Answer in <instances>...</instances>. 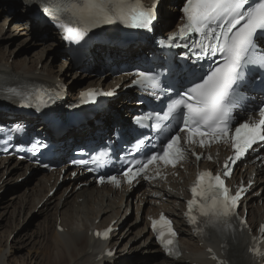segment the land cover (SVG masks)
Masks as SVG:
<instances>
[{
	"label": "snow or ice",
	"instance_id": "1",
	"mask_svg": "<svg viewBox=\"0 0 264 264\" xmlns=\"http://www.w3.org/2000/svg\"><path fill=\"white\" fill-rule=\"evenodd\" d=\"M157 5L158 0L151 5H145L143 0H75L68 11L77 26L63 22L58 26L65 30L66 39L77 42L91 29L117 21L133 28L151 30L156 20ZM181 11L185 23L177 32L158 43L168 48L187 49L189 43L181 45L176 41H187L195 35L197 39L191 42L195 60L198 62L206 57L219 59L207 71L196 63L168 65L171 73L168 88L161 90H175V98L169 96L170 103L166 110L133 117L136 124L144 119L156 121L154 127L162 138L160 147L158 150L153 148L150 154L146 153L143 161L130 164L123 176L131 183L146 174L150 165L162 162L175 167L186 156V148L181 142L182 133L189 146L199 144L203 147L212 142L231 141L234 156L225 162L223 176L213 174L210 170L200 172L191 188L193 199L187 202L186 215L189 222L196 226L198 235L203 234L208 227L216 228L223 234L232 231L229 220L239 207L238 202L244 192L241 188L233 194L226 186L225 178L232 174L231 165L253 149L254 145L264 142V100L256 101L257 107L251 109L258 110L260 119L250 123L246 118L249 108L245 95L246 91L256 86L264 91V0H257L251 6L249 0H185ZM135 75L134 84L160 89L159 71H139ZM98 95L113 93L88 90L81 94V102H93ZM241 109L243 123L237 119ZM169 120L175 121L177 125L175 134H172V126L164 123ZM234 121L238 126L234 127L233 133ZM145 144V140L139 139L136 148L140 149ZM193 154L201 159V154ZM74 163L86 162L81 160ZM99 179L101 183L105 181L104 176ZM107 179L117 186L120 184L116 176H108ZM194 206H198L199 216L204 218V228L198 226V216L193 215ZM152 228L158 233L157 238L167 254L179 256L177 233L171 220L161 214L158 220L152 221ZM111 231V228H107L103 232L97 231L96 235L107 238ZM260 231L264 234V225H261ZM252 251L257 258L261 255L259 245H255ZM107 254L113 255L111 251Z\"/></svg>",
	"mask_w": 264,
	"mask_h": 264
},
{
	"label": "bare ground",
	"instance_id": "2",
	"mask_svg": "<svg viewBox=\"0 0 264 264\" xmlns=\"http://www.w3.org/2000/svg\"><path fill=\"white\" fill-rule=\"evenodd\" d=\"M32 1L41 3V0H25L28 3L25 6H28ZM177 1L161 0L159 4L160 10H158L160 16L159 23L157 24L156 22L154 26L156 31H159V25L165 28L164 31L170 29L167 28L170 24L168 21H172L175 17L172 15L170 18H166L169 17L171 13L169 9L171 8L168 9L165 3L169 2L173 5V2ZM0 8L5 12L0 21V87L6 81L16 83L28 79L63 82L69 73V66H66L67 60L59 64L57 68L52 67L51 59L55 54L50 52L53 42L48 40V38H53V41L58 44L56 47L58 48L60 42L57 34L55 32L50 33L49 30H42L48 34V36L41 39L45 40L42 45L31 51L30 56L29 54L28 56H22L20 54L22 49L17 51L16 48H11L13 40L7 42V38L16 34L15 31L18 29L17 34L30 35V39L35 41L36 39L33 36H36L35 33L37 31L33 29L31 23L23 16V7L19 4V0H0ZM10 8L13 11L8 13L7 10ZM5 24H12L11 29L9 28L12 32L2 34ZM13 29L15 30L13 31ZM38 30L40 31L41 29ZM42 35H44L43 32L40 36ZM36 38L39 39L37 36ZM5 42L7 43L4 44ZM23 43L24 41H19L17 45H20L22 48ZM145 47L147 46L136 43L130 45L124 51L110 46L102 47L101 51L104 54L114 56L116 60L119 56L127 60L139 49ZM13 53L14 56L9 60ZM27 53L25 52L23 55ZM99 58H101L100 54L94 55V59L89 64L96 63ZM38 65L40 67H37ZM29 72L33 74H28ZM89 76L86 74L78 75L76 70L71 74L67 83L73 78L76 83L72 89L78 85L81 89L80 83L83 82H80V79H87ZM90 79L94 84L105 85L106 87L113 86L121 81V77L114 78L110 73H106L99 78L89 77L88 80ZM89 83L90 81L86 82V84ZM72 98H75V96ZM119 102L122 104L121 108H128L127 102L123 100ZM131 104L133 103L131 102ZM119 114L120 109L118 105L114 107L113 103L109 102L100 115L104 125L109 126L110 123L119 121L120 118L114 117ZM92 127L91 121L84 122L80 127L69 130L68 135L74 137L76 140L77 137L86 135ZM240 168L234 170V177H250L255 172V176L253 177L255 184L258 183L259 189H264V175L260 174L259 168H255L254 165ZM27 170L28 166L17 165L10 160H0V190L14 181V179L16 180L20 176H25ZM52 175V173H43L39 176L35 185L26 186L25 192H15L10 198H6L4 204H2L4 195L0 194V223L2 222L0 228H5L2 230L0 238V264H112V262H117V264H216L214 260L208 257L211 253L205 252L208 246L214 247L219 252L223 250L230 264H255L250 260L247 251L249 237L245 234L232 237L224 244L214 235L202 245H200L202 238L194 239L190 229L183 226L182 211L178 210V206L182 205L179 193L182 183L176 179H170L169 187L167 188L160 181H154L148 183L142 190L123 189L121 191L97 188L91 184L84 185L75 190L74 186L78 184L77 182L73 180L65 184L66 181H63L56 188L53 195L46 198L47 192L54 184V182H50ZM180 176L186 177L187 175L181 173ZM25 178L28 177L25 176ZM27 189L29 193H26ZM255 194V192H252L245 199L248 213L250 214L248 220L252 224H257L264 215V196L259 195L258 203L254 204ZM79 197H81L80 201L77 199ZM133 199L135 200L136 216L124 226L122 231H113L109 239L104 241H99L92 235L91 231L93 228L104 226L114 219L113 225L121 226L125 219L124 214L133 203ZM261 201L262 203L260 204ZM22 206L25 209L27 208L28 213L30 212L34 217L42 218L41 221H38L35 231L30 232L29 227L25 226L24 220L27 219L29 214L20 223L21 214L24 212L21 209ZM161 208L168 209L174 214L178 225L181 227V243L183 244L185 253L182 258L176 261L166 258H162L161 260L156 259L155 254H157V251L159 252V249L154 248L151 235L149 233L148 235L145 234L148 222L144 223L143 220L142 225L135 221L139 217L138 213L140 211L150 213L157 212ZM183 209L184 207L181 210ZM34 210H37V212L33 214ZM17 215L19 217L15 220V216ZM51 221H53L52 228H50ZM58 227H62V230L59 231ZM13 232L15 236L12 239L13 242L10 243L9 239ZM31 243L32 246L36 244L37 249L35 254L32 253L30 255V262L28 263L20 255H15V252ZM114 245H117V248L113 259L108 257L96 259L101 246L103 248L105 246L113 247ZM132 251L137 252L133 262L121 260V258ZM148 253H154V255L150 257L141 255Z\"/></svg>",
	"mask_w": 264,
	"mask_h": 264
},
{
	"label": "rangeland",
	"instance_id": "3",
	"mask_svg": "<svg viewBox=\"0 0 264 264\" xmlns=\"http://www.w3.org/2000/svg\"><path fill=\"white\" fill-rule=\"evenodd\" d=\"M161 3V2H160ZM19 4L21 5L22 3H21V1L19 0ZM165 6H167V8L169 9V8H171V9H169V11L171 12L170 14H169V17H166V18H170L172 15L176 18L177 17V9L173 6V5H171L169 2H166L165 3ZM1 9V8H0ZM2 10V9H1ZM1 10H0V12H1ZM7 12L9 13L10 11L9 10H7ZM12 12V11H11ZM23 12V11H22ZM5 12H3V10H2V12H1V14H0V21L2 20V16H3V14H4ZM24 12H23V16H24ZM172 21H174V18L172 19ZM11 25L12 24H5L4 25V28H3V33L2 34H4V33H8V32H12L10 29H11ZM10 28V29H9ZM15 29H13V31H14ZM18 30V29H17ZM17 30L15 31V33L16 34H14V35H12V36H10V37H8L7 39V42L10 40V41H12L13 40V44L11 45V48H16L17 49V51H19V50H21L22 49V52H20V54L22 55V56H28V54H29V56H30V52L31 51H33V50H35V49H37L38 47H40L41 45H42V43H43V41H45V40H41L43 37H40V35L42 34V32H46V31H42V30H40L39 32H41V33H39V32H36L35 34H36V36L39 38V39H37L36 38V36H33L36 40L35 41H32L30 38V35H25V34H17ZM25 36V37H24ZM26 36H28L27 38H26ZM24 38H26V40H24ZM0 39H1V36H0ZM48 40L49 41H51V42H53L52 43V45H51V47L50 48H52V49H50V52H52V53H54L55 54V56L51 59V62H52V67L53 68H57L58 66H59V64H61V61H59V55H58V53L57 52H55L56 50H55V47H57L58 46V44L57 43H55L54 41H53V38L52 39H49L48 38ZM19 41H24V43L22 44L23 46H22V48L20 47V45H17L18 43H19ZM7 42H5L4 44H6ZM16 42H18V43H16ZM7 47H9V46H7ZM25 52H28L26 55H23V53H25ZM12 56H14V53L11 55V57H10V59L9 60H11V58H12ZM37 67H40L39 65L37 66ZM40 69V68H39ZM69 73H68V75L64 78V83H67V80H69L70 79V77H71V74L75 71V69L74 68H69ZM28 74H33V73H31V72H29ZM78 75H83V73L82 72H78ZM90 77V76H89ZM89 77L87 78V79H84V78H81L80 79V82H83V83H85V82H87V81H90V83L89 84H83V85H81L80 87H81V89H83V88H85L86 86H88V85H90V84H92L93 82L91 81V79L90 80H88L89 79ZM95 76L94 75H91V78H94ZM75 81L73 80V78H71V81L69 82V83H67L68 84V89H70V90H72V87L75 85ZM82 84V83H81ZM94 84V83H93ZM83 86V87H82ZM37 174H39V172H35V173H33L32 174V176L33 177H28V178H24L23 180H21V181H12L11 183H9L8 185H6V187H4V188H2L1 190H0V194H3L4 195V197H3V203L2 204H4L6 201V198H10L15 192H25V188H26V186H31V185H34L35 183H36V181H37ZM6 190V192H4ZM8 190V191H7ZM28 191V189L26 190V193H29V192H27ZM78 200H80V198H78ZM24 212H23V214H21V218H20V223L22 222V220H24L25 218H26V216H27V214H29L28 216H27V219L26 220H24V223H25V226L26 227H29V229H30V232H32V231H35V229L37 228V224H38V221H41L42 220V218H36V216L34 217L30 212L28 213V209L26 208H24V206H22V208H21ZM25 209V210H24ZM37 209V208H36ZM37 212V210H34L32 213L34 214V213H36ZM36 215H38V214H36ZM135 216V212H134V210H128L127 211V213H126V215H125V219H126V223H128L131 219H133V217ZM250 216V215H249ZM18 215L17 216H15V220H17L18 219ZM126 223L122 226V227H120L117 231H121L122 230V228L126 225ZM0 224H2V222L0 223ZM52 224H53V221H51V224H50V228H52ZM3 229H5V228H0V238H1V236H2V230ZM29 232V233H30ZM15 236V233L13 232L12 233V235H11V237H10V239H9V241H10V243L11 242H13V237ZM32 240H34L33 238H32ZM35 246H36V244H35ZM35 246H32V243L31 244H27L26 246H24L23 248H21V249H18L16 252H15V255H20L25 261H27L28 263L30 262V260H29V258H30V255L33 253V254H35L36 253V249H37V246H36V248H35ZM130 246V245H129ZM6 249V248H5ZM7 250V249H6ZM117 253L119 254V251L117 250ZM136 254H137V252L136 251H132L128 256H129V258L128 259H130V261H134V259L136 258ZM140 254V253H139ZM141 255H144L145 257H150L151 255H154L153 253H148V254H141ZM139 257H140V255H139ZM155 258L157 259V258H159V254H155ZM12 259V258H11Z\"/></svg>",
	"mask_w": 264,
	"mask_h": 264
},
{
	"label": "trees",
	"instance_id": "4",
	"mask_svg": "<svg viewBox=\"0 0 264 264\" xmlns=\"http://www.w3.org/2000/svg\"><path fill=\"white\" fill-rule=\"evenodd\" d=\"M57 49H58V48L55 47V50H56V51H57ZM56 51H55V52H56Z\"/></svg>",
	"mask_w": 264,
	"mask_h": 264
}]
</instances>
